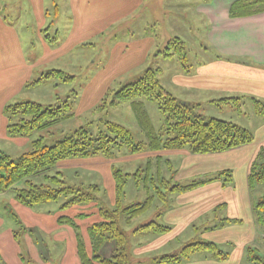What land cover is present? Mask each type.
<instances>
[{
    "label": "rangeland",
    "instance_id": "374dc122",
    "mask_svg": "<svg viewBox=\"0 0 264 264\" xmlns=\"http://www.w3.org/2000/svg\"><path fill=\"white\" fill-rule=\"evenodd\" d=\"M2 1L6 0H0ZM9 1L7 8L2 7L1 15L15 28L26 66L22 69L18 87L14 88L13 93L16 94L8 100V104L26 100L43 106L61 105L65 100L69 104L67 109L69 117L59 120L47 129L35 130L27 136H15L14 138L20 140L17 142H11L10 139L3 140L0 137V151L13 159L31 151V141L38 137H43L44 143L51 145L81 127L92 136H96L100 131L105 130L106 122L125 126L130 130L135 143L146 145L147 130L140 126L136 112L131 106L132 100L116 102L115 92L122 86L136 81L149 68H159L158 80L174 92L170 81L187 74L182 62L176 56H164L166 47L170 46V42L175 37H178L185 46L186 65L190 72L214 53L206 39L209 24L195 8L203 0H138L140 4L133 14L116 21L113 19L118 16L104 14L102 10L104 12L105 5L125 4V0H103V5L98 8V15L84 14L83 0H81V41L60 61L44 59L41 55L43 42L48 46L54 47L56 44L58 47L71 30L68 0H47V10H44L47 22L42 34L38 33V29L33 24L32 19L35 18L33 0ZM28 4L31 7H28ZM54 5L59 7L58 15L55 13ZM22 19L25 20L21 23ZM30 20L32 23L29 22ZM108 21L112 24H108ZM170 51H173L171 46ZM58 69L72 76V79L62 81L51 77L37 81L45 72ZM185 94H189V91ZM219 95H215V99L222 97ZM135 100L143 103L141 110L147 115L151 129L156 134L163 135L165 116L158 109L157 103L145 97ZM242 101L240 112L232 105L219 106L216 103L204 102L195 112L208 118L214 117L251 128L256 123L254 118L260 115L253 113L254 106L250 98H243ZM6 126L7 124L5 131H7ZM172 152L174 151L157 152L162 156L160 165L157 166L158 158L155 152L145 147L139 153H131L126 146H122L117 149L114 158L109 159L101 155L66 158L59 160L55 166L43 173L30 177L32 183L52 187H58L51 179L54 176H58L63 181V186L99 185L100 200L88 204L62 207L66 201L62 195L55 202L25 206L16 201L15 190H8L0 195V254L6 259V264H77L76 229L59 222L58 219L69 217L74 220L87 251L91 254L88 227L102 221L99 213L101 203L109 209H113L116 203L113 167L121 169L123 173L131 174L125 185L123 204L142 202L149 192H155V187L164 190L157 177L175 182L174 172L181 167L182 162L179 161L180 164L176 162V155ZM182 158L185 163H191L183 156ZM166 160H172V164L169 165ZM148 162L151 163V168L147 176V184L143 180L144 172L140 174L141 180L136 182L133 174L138 169L144 171ZM199 179L189 176L187 180H181L179 183L185 185ZM23 186V183L17 185V187ZM261 188L262 196L264 184ZM160 205L161 203L156 200L151 208L143 215L134 218L130 224L121 222V226L129 234L131 251H137L132 254L133 264H153L151 260L153 255L174 253L179 249L178 247L195 239L191 236V231L183 230L177 233L176 237L173 236L172 240L171 237L168 238L169 246L157 249L150 244L154 236L158 235L148 231L142 234L132 233L136 227L151 220L163 224L161 217L156 216ZM172 205L170 199L169 206ZM13 215L19 221H16ZM36 225L44 232H40ZM165 234L167 233L161 236ZM255 252L260 257H264V252L258 250Z\"/></svg>",
    "mask_w": 264,
    "mask_h": 264
},
{
    "label": "trees",
    "instance_id": "16d2710c",
    "mask_svg": "<svg viewBox=\"0 0 264 264\" xmlns=\"http://www.w3.org/2000/svg\"><path fill=\"white\" fill-rule=\"evenodd\" d=\"M264 12V0H236L229 9L230 17H246ZM166 47L164 56H176L182 62L186 73L189 74L186 65V49L183 42L175 37ZM223 58V56H216ZM227 58V57H226ZM160 69H146L136 81L122 86L115 92V101H131V106L136 112L140 126L147 130L148 142L146 145L135 143L133 136L125 126L106 122L105 130L92 136L85 128L81 127L51 145H46L43 137L31 141V151L26 152L13 159L8 154L0 151V194L8 190H15V199L22 205L35 206L47 202H55L60 196L66 201L62 207L74 204H88L99 201L101 188L99 185L90 184L87 186H63V181L58 177H51L58 187L32 183L30 177L43 173L62 159L71 157H89L101 155L105 158H114L116 151L126 146L131 153H139L145 147L149 151L159 152L162 150H185L191 154L221 153L232 150L253 142L254 136L248 129L231 121L221 120L214 117H205L195 112L198 105L179 100L173 96L158 80L157 72ZM56 77L62 81L72 79L61 70H49L45 72L40 81L44 78ZM145 97L154 100L158 109L165 116L164 134H156L150 127L149 119L144 110H141L143 103L135 98ZM245 96L222 97L210 101L216 105H232L238 112L242 99ZM253 103V112L256 115L264 116V102L254 97H249ZM114 103V102H113ZM69 104L67 100L61 105L43 106L34 101H21L7 104L3 108V115L6 119V132L10 137L27 136L35 130H44L66 119ZM28 117V118H27ZM116 150V151H115ZM160 165L161 156H156ZM168 161V160H166ZM156 166V168H157ZM151 163L146 164L145 170L138 169L133 175L136 182L141 180L140 174L145 173L143 178L147 184L150 174ZM131 174L123 173L121 169L113 167V176L116 188V203L113 209L102 205L99 208L102 221L96 222L88 227V236L91 246V254L88 253L81 234L72 218L61 217L59 222L66 223L76 229L78 264H133L129 246V234L121 226L130 224L132 220L143 215L153 203L158 200L161 205L156 212L160 217L168 209L169 195L192 190L206 182L219 180L223 185L232 181L230 170H221L207 179L193 180L182 185L171 182L168 179L157 177L163 187H155V192L150 193L142 202H134L129 205L123 204L125 185ZM248 184H264V146L260 147L255 158L252 160L248 176ZM23 183V187H17ZM102 202V201H101ZM225 204H219L215 208L218 212ZM253 215L259 226H264V195L260 196L253 204ZM16 221H19L13 215ZM237 219H220L210 228H215L226 222H238ZM170 226L151 220L136 227L132 233L150 232L153 235L167 233ZM110 245L109 255H105V246ZM256 248H246L247 259L254 264H264V259L256 254ZM195 252H205L213 259L226 260L228 251L220 248L212 241L195 238L187 241L177 251L169 254H162L153 257V264H180L186 261Z\"/></svg>",
    "mask_w": 264,
    "mask_h": 264
},
{
    "label": "crops",
    "instance_id": "0c3cea01",
    "mask_svg": "<svg viewBox=\"0 0 264 264\" xmlns=\"http://www.w3.org/2000/svg\"><path fill=\"white\" fill-rule=\"evenodd\" d=\"M102 1L83 0L84 14L98 15V8L103 5ZM234 1L236 0H203L195 7L209 24L206 39L215 54L197 65L186 76L170 81L174 92L163 85L179 100L200 107L203 102L211 103L210 101L216 100L215 95L220 94L222 97H254L264 102V12L246 17H230L229 9ZM9 2V0L0 2V137L3 140L17 142L20 140L8 136L5 131L6 119L3 108L16 94L13 93L14 88L18 87L22 69L26 65L15 28L1 15V9L7 8ZM139 4L138 0H125V4L105 5L102 13L115 14L118 17L113 20H121L133 14ZM68 5L71 30L58 47L56 44L51 47L43 42L41 57L44 59L60 61L81 41V0H68ZM27 6L31 7L30 4ZM32 6L35 14L33 24L38 33L42 34L47 22L44 11L47 8V0H33ZM58 12L59 7L56 6V15ZM23 20L25 19L20 22ZM32 20L29 22L32 23ZM107 23L112 24L110 21ZM215 55L223 58H215ZM186 91H189V94H185ZM259 117L254 118L256 123L251 128L244 127L254 136L253 142L248 145L210 154L171 150L176 155V162L179 164L182 162L181 167L174 172L175 182L187 180L189 176L200 180L207 179L221 170H230L232 181L223 185L220 181L212 180L192 190L170 194L169 198L173 205L160 216L163 224L170 226V230L163 236L162 234L154 236L151 246L164 249L170 245L168 238L171 237L172 240L180 231L189 230L194 238L212 241L228 251L229 255L226 260L219 261L205 252H195L180 264H245L250 262L246 255L247 247L255 246L258 251L264 252V229L255 222L253 215V204L262 194V184L251 186L247 180L249 166L259 148L264 146V116ZM160 153L156 152V156H161ZM182 156L191 163H185ZM171 161H167L169 165L172 164ZM222 203L225 204L224 207L215 212V208ZM224 218L239 221L219 223V226L210 228ZM36 227L40 232H44L40 226ZM104 249V254L109 255L111 246L106 245ZM134 251H131V255ZM75 254L78 259L76 246ZM155 256L159 255H153ZM0 262L7 263L1 254Z\"/></svg>",
    "mask_w": 264,
    "mask_h": 264
}]
</instances>
